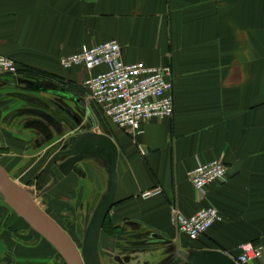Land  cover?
I'll return each instance as SVG.
<instances>
[{
	"label": "crops",
	"instance_id": "crops-1",
	"mask_svg": "<svg viewBox=\"0 0 264 264\" xmlns=\"http://www.w3.org/2000/svg\"><path fill=\"white\" fill-rule=\"evenodd\" d=\"M109 41L118 43L125 63L169 67L173 101L172 117L146 122L136 139L110 125L119 153L113 225L228 255L251 243L264 255V0H0V54L65 81L75 94L87 73L63 69L59 60ZM37 79L22 77L31 84L17 87L0 82L1 101L12 99L6 93L36 92L32 83L49 85ZM8 110L0 109L5 170L31 151L11 133ZM211 161L228 167V179L200 195L186 173ZM79 167L66 177L56 171L52 188L54 197L85 206L106 194L107 172L87 159ZM156 186L160 195L142 198ZM204 207L220 220L197 241L178 235L173 208L189 217ZM2 219L0 213V225ZM10 229L0 227V264L9 263L5 254L16 264L44 263L49 247L39 239L19 246Z\"/></svg>",
	"mask_w": 264,
	"mask_h": 264
},
{
	"label": "rangeland",
	"instance_id": "rangeland-1",
	"mask_svg": "<svg viewBox=\"0 0 264 264\" xmlns=\"http://www.w3.org/2000/svg\"><path fill=\"white\" fill-rule=\"evenodd\" d=\"M8 95L13 96L12 99L4 98L2 102L0 98V109L2 111L9 109L6 119L9 120L11 133L21 139H26L24 141H27L31 151L25 158L16 160L12 168L6 166V171L10 179L28 191L35 198L36 205L66 230V233L71 235L73 232L76 233L75 236L78 239H74L80 251L82 237L90 217L105 194L97 200H88L89 205L85 204L84 206V202L82 204L78 198L61 200L54 197L55 190L53 191V189L56 188L41 193L45 187H49L52 183L51 177L43 171L48 158L59 149L60 142L74 134L79 135L82 129H89L87 115L85 111L79 110L74 102L62 97L24 91L10 92L4 96ZM14 98L15 100H13ZM86 108L96 122V127L88 130L87 133L103 134L109 137L112 133L111 124L103 118L100 111L99 114L97 113L94 106L88 105ZM95 162L99 164L102 173L107 172L102 160L96 159ZM4 163L6 161L1 158L0 149V164L5 166ZM54 171L56 172L57 169L55 168ZM0 213L3 217L0 227L2 226L5 230L6 228L10 229L11 225L10 230L14 232V235L17 233L14 237L16 244L23 246L39 239L33 230L7 207L1 194ZM12 218L17 219L18 223L15 224L14 221L12 223ZM107 226L112 230V233L109 230L110 234L101 235L98 244L101 264H119L114 261L115 257L120 259L130 257V264H141L142 261H145L146 264H154L158 260L163 262L168 259L167 255L163 256V249L160 247H157V250L152 254L130 255L127 249L137 246V243H134L132 239L140 232L134 233L131 228H126L123 225L114 226L110 218ZM205 248L193 246V244L178 246L180 253L187 255L199 250H208L209 247ZM177 264H183V262L179 261Z\"/></svg>",
	"mask_w": 264,
	"mask_h": 264
},
{
	"label": "built area",
	"instance_id": "built-area-1",
	"mask_svg": "<svg viewBox=\"0 0 264 264\" xmlns=\"http://www.w3.org/2000/svg\"><path fill=\"white\" fill-rule=\"evenodd\" d=\"M63 69L83 67L87 77L83 82V100L86 106L99 109L116 129L132 139L143 133L144 124L150 120L170 119L173 114L171 70L167 66L148 67L143 63L128 64L122 60V51L116 41L92 47H82L78 53L59 60ZM99 67L106 70L98 74ZM19 66L0 54V78L20 80ZM193 190L204 195L213 183H225L228 167L220 161L200 163L186 173ZM156 186L141 194L142 198L160 195ZM178 235L197 241L206 235L214 223L220 220L216 209L204 207L189 217L177 209L172 210ZM236 264H264L263 249L247 243L241 245L237 255H229Z\"/></svg>",
	"mask_w": 264,
	"mask_h": 264
},
{
	"label": "water",
	"instance_id": "water-1",
	"mask_svg": "<svg viewBox=\"0 0 264 264\" xmlns=\"http://www.w3.org/2000/svg\"><path fill=\"white\" fill-rule=\"evenodd\" d=\"M0 82L13 87L31 84L26 80L8 81L2 78H0ZM73 100L80 110L85 111L90 127L82 129L79 135L74 134L65 139L62 145L67 149L55 153L47 161L43 171L51 177L52 183L49 187H45L41 194L58 184L55 168L60 175L66 177L70 173L78 174L80 163L88 158L93 157L105 163L107 191L90 217L80 252L62 228L36 205L35 198L12 181L2 166H0V194L7 207L44 239L59 254L65 264H101L98 244L103 224L115 204L116 167L119 153L116 144L110 137L103 134L87 133L88 130L96 127V122L82 98L74 97ZM114 261L119 264H128L129 258L115 257ZM180 262L183 264H236L228 254L213 249L199 250L188 255L181 253Z\"/></svg>",
	"mask_w": 264,
	"mask_h": 264
},
{
	"label": "flooded vegetation",
	"instance_id": "flooded-vegetation-1",
	"mask_svg": "<svg viewBox=\"0 0 264 264\" xmlns=\"http://www.w3.org/2000/svg\"><path fill=\"white\" fill-rule=\"evenodd\" d=\"M65 149H67V147H64L62 145V142H60L59 149H57L52 155H54L55 153H57L59 151H63ZM51 156H50V158H51ZM50 158H48V160ZM87 160L95 161L96 159L92 157V158H88ZM79 173H80V171H79ZM62 230L66 233V230H64L63 228H62ZM66 234L70 237V239L74 243L76 249L79 251L78 244H77V242L74 239V238L78 239V237L75 236L76 233L73 232L72 235H71V234H69L67 232ZM40 239H42V238L39 237V240ZM82 239H83V237H82ZM132 240L134 241V243H137V246L130 247L129 249H127L129 251L130 255H132V256L133 255L134 256L135 255H142V254H152L153 252H155L157 250V247H160V248L163 249V253H162L163 256L167 255L168 259L166 261H163V262L162 261L160 262V260H158L154 264H164V263L165 264H177L180 261L181 253H180L178 247L175 246L174 244L168 242V241H165V240L159 238L157 235H153V234H149V235L139 234V235L135 236ZM40 241L45 243L50 249V250H48L49 252L46 254V257L44 259L45 261L42 264H65L63 262V260L61 259V257L59 256V254L44 239H42ZM80 249H81V247H80ZM5 258L9 259V263L8 264H16L14 258L10 257L9 255L5 254ZM128 258H129V264H130V262H131L130 257H128ZM28 264H32V263H28ZM141 264H146V262L142 261Z\"/></svg>",
	"mask_w": 264,
	"mask_h": 264
},
{
	"label": "trees",
	"instance_id": "trees-1",
	"mask_svg": "<svg viewBox=\"0 0 264 264\" xmlns=\"http://www.w3.org/2000/svg\"><path fill=\"white\" fill-rule=\"evenodd\" d=\"M18 72L24 78H29L31 80H38L37 78L39 77L40 79H44L45 78V79H47L49 81V83H48L49 85L48 86L42 85V84H37V83H32V85L30 87H31V89L33 91H36V92H42V91H48L49 92L50 91V93H52L53 96L62 97L64 99H67V100L72 101V102H74V100H73L74 97H78V98H82L83 99L84 90H83L82 87L79 90L78 94H75V93H73V91L70 90L69 84H67L65 81H62L60 79H56V78H54V77H52L50 75L39 73V72L33 71V70L29 69V68H25V67H19L18 68ZM107 224L109 225V217L108 216H107V218H106V220H105V222L103 224L102 231L105 234H110V232L112 230L108 229L109 226H107ZM114 229H116V228H114ZM109 230H110V232H109ZM36 235L38 237H40L38 234H36Z\"/></svg>",
	"mask_w": 264,
	"mask_h": 264
}]
</instances>
